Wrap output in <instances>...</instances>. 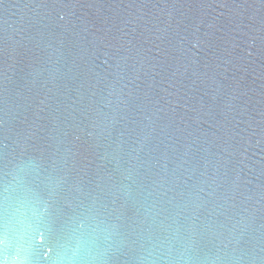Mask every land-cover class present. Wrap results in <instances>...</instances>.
I'll return each instance as SVG.
<instances>
[{
	"label": "water",
	"instance_id": "water-1",
	"mask_svg": "<svg viewBox=\"0 0 264 264\" xmlns=\"http://www.w3.org/2000/svg\"><path fill=\"white\" fill-rule=\"evenodd\" d=\"M0 264H264V0H0Z\"/></svg>",
	"mask_w": 264,
	"mask_h": 264
}]
</instances>
